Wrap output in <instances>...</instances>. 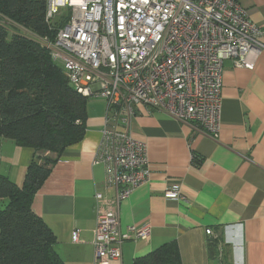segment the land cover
Listing matches in <instances>:
<instances>
[{
    "label": "crops",
    "instance_id": "1",
    "mask_svg": "<svg viewBox=\"0 0 264 264\" xmlns=\"http://www.w3.org/2000/svg\"><path fill=\"white\" fill-rule=\"evenodd\" d=\"M237 1L260 29L264 46V0ZM220 96L215 140L190 123L137 107L129 130L146 145L150 178L120 202L119 227L125 233L128 226L146 224L150 235L125 241L121 258L109 264H134L167 243L176 244L181 264H264V50L252 70L224 61ZM104 116V100L86 106L82 139L49 166L32 200L31 209L52 232L63 264H93L95 195L115 196L96 163ZM35 156L32 148L0 137V175L18 187ZM172 184L180 186L178 200L163 196Z\"/></svg>",
    "mask_w": 264,
    "mask_h": 264
},
{
    "label": "built area",
    "instance_id": "2",
    "mask_svg": "<svg viewBox=\"0 0 264 264\" xmlns=\"http://www.w3.org/2000/svg\"><path fill=\"white\" fill-rule=\"evenodd\" d=\"M69 16L53 42H40L70 86L105 101L96 163L115 196L96 194L93 264L121 258L130 239L146 240L150 227H119V204L150 178L145 143L131 136L138 106L216 139L220 130L223 63L252 70L264 50L260 29L237 0H46L45 20ZM164 198L178 200L180 186ZM211 236V230L205 231ZM71 240L78 241V231Z\"/></svg>",
    "mask_w": 264,
    "mask_h": 264
},
{
    "label": "trees",
    "instance_id": "3",
    "mask_svg": "<svg viewBox=\"0 0 264 264\" xmlns=\"http://www.w3.org/2000/svg\"><path fill=\"white\" fill-rule=\"evenodd\" d=\"M45 11L46 0H0V137L36 153L21 187L0 175V264H63L31 204L49 166L82 139L88 100L40 42H53L69 15L46 22ZM134 264L181 261L176 244L167 243Z\"/></svg>",
    "mask_w": 264,
    "mask_h": 264
},
{
    "label": "rangeland",
    "instance_id": "4",
    "mask_svg": "<svg viewBox=\"0 0 264 264\" xmlns=\"http://www.w3.org/2000/svg\"><path fill=\"white\" fill-rule=\"evenodd\" d=\"M69 15V13L68 12H66V11H60L59 12V14H58V16H68ZM87 107H89L90 106V104L91 103H93V102H96V101H103L101 98H87Z\"/></svg>",
    "mask_w": 264,
    "mask_h": 264
}]
</instances>
